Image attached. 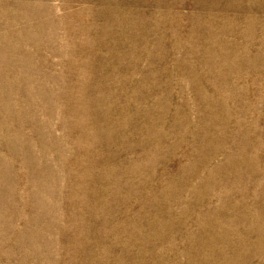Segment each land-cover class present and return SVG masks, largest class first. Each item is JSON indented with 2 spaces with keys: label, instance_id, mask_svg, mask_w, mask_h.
<instances>
[{
  "label": "rangeland",
  "instance_id": "obj_1",
  "mask_svg": "<svg viewBox=\"0 0 264 264\" xmlns=\"http://www.w3.org/2000/svg\"><path fill=\"white\" fill-rule=\"evenodd\" d=\"M0 264H264V0H0Z\"/></svg>",
  "mask_w": 264,
  "mask_h": 264
}]
</instances>
